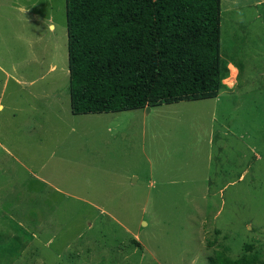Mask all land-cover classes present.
I'll list each match as a JSON object with an SVG mask.
<instances>
[{
	"label": "rangeland",
	"instance_id": "rangeland-1",
	"mask_svg": "<svg viewBox=\"0 0 264 264\" xmlns=\"http://www.w3.org/2000/svg\"><path fill=\"white\" fill-rule=\"evenodd\" d=\"M65 24L0 0V264L264 260V0H219L215 97L148 110L70 113Z\"/></svg>",
	"mask_w": 264,
	"mask_h": 264
},
{
	"label": "trees",
	"instance_id": "trees-1",
	"mask_svg": "<svg viewBox=\"0 0 264 264\" xmlns=\"http://www.w3.org/2000/svg\"><path fill=\"white\" fill-rule=\"evenodd\" d=\"M69 111L107 113L213 98L227 76L219 0H64ZM237 71L241 66L235 65ZM207 264H264L257 254Z\"/></svg>",
	"mask_w": 264,
	"mask_h": 264
},
{
	"label": "crops",
	"instance_id": "crops-1",
	"mask_svg": "<svg viewBox=\"0 0 264 264\" xmlns=\"http://www.w3.org/2000/svg\"><path fill=\"white\" fill-rule=\"evenodd\" d=\"M51 68H52V66H51ZM68 76V75H67ZM2 107V105L0 104V108ZM149 109V108H148ZM71 113V112H70ZM72 114V113H71ZM76 115H79V114H76ZM68 126L70 127V128H72V125L71 124H68ZM79 165H82L80 162H79Z\"/></svg>",
	"mask_w": 264,
	"mask_h": 264
},
{
	"label": "clouds",
	"instance_id": "clouds-1",
	"mask_svg": "<svg viewBox=\"0 0 264 264\" xmlns=\"http://www.w3.org/2000/svg\"><path fill=\"white\" fill-rule=\"evenodd\" d=\"M234 86H235L234 84L229 85V87H234Z\"/></svg>",
	"mask_w": 264,
	"mask_h": 264
},
{
	"label": "water",
	"instance_id": "water-1",
	"mask_svg": "<svg viewBox=\"0 0 264 264\" xmlns=\"http://www.w3.org/2000/svg\"><path fill=\"white\" fill-rule=\"evenodd\" d=\"M145 109L148 110V107L146 106Z\"/></svg>",
	"mask_w": 264,
	"mask_h": 264
}]
</instances>
